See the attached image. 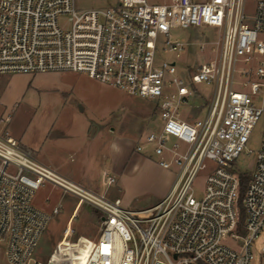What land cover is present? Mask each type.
Listing matches in <instances>:
<instances>
[{
	"label": "built area",
	"instance_id": "1",
	"mask_svg": "<svg viewBox=\"0 0 264 264\" xmlns=\"http://www.w3.org/2000/svg\"><path fill=\"white\" fill-rule=\"evenodd\" d=\"M248 4L114 0L82 9L76 0H0V74L73 71L154 99L160 123L136 150L177 167L160 202L132 209L43 164L0 125V264H253L264 230V132L250 171L237 161L264 116V0H252L250 12ZM208 26L220 32L216 59L180 70L162 56L183 48L169 39L172 28ZM202 83L213 87L208 112L190 120L180 110L202 98ZM200 173L204 195L196 198ZM65 196L76 200L74 214L44 262L36 252ZM83 205L99 212L100 228L74 241L71 223Z\"/></svg>",
	"mask_w": 264,
	"mask_h": 264
},
{
	"label": "rangeland",
	"instance_id": "2",
	"mask_svg": "<svg viewBox=\"0 0 264 264\" xmlns=\"http://www.w3.org/2000/svg\"><path fill=\"white\" fill-rule=\"evenodd\" d=\"M112 1L76 0V4L87 9L106 6ZM251 1L247 6L249 12ZM219 37V30L209 26L172 28L169 39L183 42V48L163 51L162 56L175 60L180 70L189 64L214 60L218 55ZM255 64V60L251 63L239 62L237 67ZM198 88L202 98H195L191 106L180 110L190 120L208 112L213 87L202 83ZM256 97V101L261 103L262 98ZM47 116L60 118H41ZM0 119V125H7L13 134H19L26 143H32V147L43 146L42 150L48 158L59 159L64 166L74 171L82 184L120 199L126 207L140 210L154 206L167 195L175 181L176 166L164 168L158 163L157 155L150 156L136 150L138 142L145 143L147 133L160 123L155 100L130 95L85 73L58 71L0 74ZM52 120L57 121L53 129L49 124ZM91 123L100 128L95 135L94 128H90ZM109 127L116 128L123 136L130 138L118 153H114L110 143L105 142ZM58 132H65L71 140L56 138L54 135ZM263 132L264 116L252 130L247 144L249 154L242 155L237 161L241 170L250 171L261 147ZM81 140L83 151L77 153L80 149L75 144ZM70 143V147H65V144ZM68 148L72 149V153L75 151L72 158ZM150 148L148 145L146 151H150ZM105 171L115 178L110 189H107ZM249 177L250 173H247L242 184V195ZM204 182L205 174L200 173L193 184L196 198L203 197ZM41 192L45 190L42 188ZM75 203L73 197L65 196L59 213L48 221L36 252V257L42 261H46L64 238L65 229L74 214ZM240 209L242 212L245 210L243 205ZM71 228L74 241L81 236L94 239L100 228L99 212L83 205L73 217ZM227 242L235 246L232 240ZM263 245L264 230L253 243V264H264L261 256Z\"/></svg>",
	"mask_w": 264,
	"mask_h": 264
},
{
	"label": "crops",
	"instance_id": "3",
	"mask_svg": "<svg viewBox=\"0 0 264 264\" xmlns=\"http://www.w3.org/2000/svg\"><path fill=\"white\" fill-rule=\"evenodd\" d=\"M41 118H60V117L47 116V117H41ZM0 121H1V119H0ZM57 121H58V119H57ZM57 121L52 120L51 123H49L50 126H51V129H53L55 127ZM90 128H94L93 129V132H95L94 135L97 134L99 132V130H100V128L98 126H96L95 123H91ZM106 133L107 134L105 136H107V137L105 139V142H109L110 143V147L113 149L114 153H118L119 150H121V147L123 146V144L128 143V140L130 139L127 136H123L120 133V131H118L116 128H113V127L111 129H110V127L107 128ZM12 134H13V132H12ZM88 134L90 135V132H88ZM13 135H14V137L16 139H18L23 144V146L25 148H27L34 155V157L37 160H39L43 164H45V165H47V166H49V167H51L53 169L59 171L60 173L64 174L65 176H68V177H70V178L82 183L78 179V176L74 173V171L72 169H69L66 166H64L62 164V162H60L59 159L48 158V155L47 154L45 155L43 150H42L43 146L36 145V147H32L31 146L32 143H26L21 135H19V134L18 135L13 134ZM48 136H50V133H49ZM54 136L56 138L64 139L65 141H67V138L71 140V138H69L68 135L65 132H60V133L58 132ZM75 145H76L77 148L80 149L79 151L77 150V153L78 152L82 153V151H83V142H82V140L80 142H76ZM70 146H71V143L70 144H65V147H70ZM65 147L63 149H65ZM67 150H69V156H71V158H72L75 151H73V153H72V149L71 148H68ZM65 152L67 153V151H65ZM104 174L107 175V179H108V177H113L108 172L106 173V171H105ZM114 182H115V180H114ZM112 184L108 183V188L107 189H110L109 186L112 185ZM114 199H118V198H114Z\"/></svg>",
	"mask_w": 264,
	"mask_h": 264
},
{
	"label": "trees",
	"instance_id": "4",
	"mask_svg": "<svg viewBox=\"0 0 264 264\" xmlns=\"http://www.w3.org/2000/svg\"><path fill=\"white\" fill-rule=\"evenodd\" d=\"M246 178V176H243V179H242V184H243V181H244V179Z\"/></svg>",
	"mask_w": 264,
	"mask_h": 264
}]
</instances>
